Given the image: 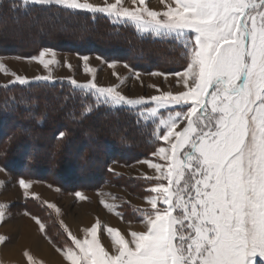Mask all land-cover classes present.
Here are the masks:
<instances>
[{"label": "snow or ice", "instance_id": "6c2138e0", "mask_svg": "<svg viewBox=\"0 0 264 264\" xmlns=\"http://www.w3.org/2000/svg\"><path fill=\"white\" fill-rule=\"evenodd\" d=\"M159 2L162 11L149 8L146 0H130L132 7L125 0H0V17L6 5L26 14L32 6H56L92 14L93 19L101 14L114 24L131 22L140 33L174 34L186 49L187 67L176 74L185 90L176 94L131 99L118 86L71 81L81 90H94L97 104L155 102L148 110L151 117L170 106L188 107L161 117L156 127V139L169 147H158L153 155L165 164L140 161L157 173L148 179L158 181L149 189L156 195L145 198L150 209L140 210L145 230L131 231L127 239L118 229L107 228L113 245L109 252L97 239L99 221L84 230L91 239L83 240L61 222L75 249L57 251L69 264H257L258 258L264 261V0ZM47 55L53 59H45ZM55 55L44 49L31 59L48 68ZM0 71L8 74L3 64ZM12 75L10 83H28L26 77ZM18 183L27 196L31 181L21 178ZM6 208L0 204V221ZM33 219L45 231V224ZM24 255L29 264H38L28 252Z\"/></svg>", "mask_w": 264, "mask_h": 264}, {"label": "trees", "instance_id": "16d2710c", "mask_svg": "<svg viewBox=\"0 0 264 264\" xmlns=\"http://www.w3.org/2000/svg\"><path fill=\"white\" fill-rule=\"evenodd\" d=\"M44 49L98 55L143 71L154 70L152 65L157 64L168 66L162 71H176L188 63L180 43L142 35L133 25L114 24L101 14L93 19L92 14L56 6L49 10L32 6L26 14L6 5L0 17V57L31 58ZM89 107L92 111L86 112ZM139 111L102 100L97 104L93 92L66 79L1 85L0 168L16 180L42 181L62 193L98 189L121 180L110 172L112 162L153 159L163 146L156 139V123L145 120ZM115 125L119 128L112 131ZM36 202L28 199L22 210L30 211ZM42 210L32 215L45 224L49 241L61 250L72 246L52 211Z\"/></svg>", "mask_w": 264, "mask_h": 264}, {"label": "rangeland", "instance_id": "374dc122", "mask_svg": "<svg viewBox=\"0 0 264 264\" xmlns=\"http://www.w3.org/2000/svg\"><path fill=\"white\" fill-rule=\"evenodd\" d=\"M98 1V4L103 2V0ZM125 4L128 7H132L130 1H125ZM146 5L155 11L164 10V5L160 4L161 6L158 8L153 0H146ZM123 23H128L135 27L131 22L125 21ZM34 26H30L29 28L37 27ZM140 34H149L156 39L170 38L183 45V41L178 40L174 34L169 36H156L151 32ZM51 52H55L54 59L56 62L49 64L48 68H44L42 64L37 63L31 58L19 57L18 59L16 56L0 57V64L4 65L8 73L0 71V86L12 84L10 82L15 80V76L12 75L14 73L15 75L26 77L28 81H35V77L37 76H47L49 79L44 81L66 79L70 81L75 80L78 84L94 81L102 87L118 86L117 91H120L124 96L131 99H138L140 97L150 98L151 96H158L165 92L176 94L185 90L182 78L176 74L183 72L187 66L184 69H177L176 71H162L163 68L168 66H158L157 64L152 65L154 70L143 71L135 69L123 61L110 62L98 55H79L55 50H51ZM84 56L89 58L87 62L82 59ZM45 59H53V57L47 55ZM154 72L161 75H151ZM136 73H139L138 77ZM95 95L98 96V94ZM109 103L111 104V102ZM117 106L124 107L122 105ZM155 106V102L149 100L147 103L129 108L140 110L139 114L145 120L155 122L158 125L161 117L166 119L170 113H174L177 110H185L188 107L187 105L170 106L166 109H160L157 116L151 117L148 114V110ZM118 128L115 125L111 129L112 131H117ZM162 143L163 146L160 147H169L164 141ZM146 160L152 163L165 164V161L160 160L158 155H153V159ZM140 161L145 160L130 163L112 162L109 165L110 172L117 177L123 178L121 179L122 181H113L110 184L101 185L98 189L78 192L83 199L79 198L76 193H62L58 188L48 183L33 180H27L31 181V187L28 189V195L25 196L24 190L19 186V180L13 178L5 169L0 168V204L7 206L6 215L0 221V237L5 238L3 242H0V264L15 263L14 259H7L5 257L8 255L4 254V250L17 248L20 240L26 243L30 240L29 246L31 250L26 252H33L40 259H43V261L40 259L36 260L38 264H49L48 260L51 257L53 258L56 255L63 256L60 251H57L48 242L49 239L45 237L44 231H40L39 225H37L36 233L32 228L30 229L33 220L31 221L30 217L26 218L28 216L25 217V213L31 216H33L32 214L39 215L44 212L42 210L43 207L45 210L52 211L53 213H50L53 214L58 222L60 224L63 222V225L67 227L72 235L81 240L85 238L91 239V237L86 235L84 230L92 227L99 221L97 239L109 252L113 251V245L111 235L106 230L107 228L118 229L127 239H131L129 236L131 231H144L145 225L141 222L142 216L140 210L150 209V205L146 202L145 198L156 195L155 193H151L149 189L158 183V181L148 179V177H154L157 173L155 169H150L146 163H140ZM28 199H33L37 202L32 203L29 208L30 211L26 212L22 210V204ZM48 204H52L55 207L49 208ZM104 204L109 205V207H105ZM56 209H59V213H57ZM32 239L35 240L31 242ZM26 243L25 245H27ZM29 246L27 245L28 249ZM70 247L75 249V245L73 244ZM22 254V250L18 252V256ZM257 264H264V261L258 258Z\"/></svg>", "mask_w": 264, "mask_h": 264}, {"label": "crops", "instance_id": "0c3cea01", "mask_svg": "<svg viewBox=\"0 0 264 264\" xmlns=\"http://www.w3.org/2000/svg\"><path fill=\"white\" fill-rule=\"evenodd\" d=\"M91 1H92V3H99L98 0H91ZM125 1H130V0H125ZM153 2H154V4H156V6L158 8L161 6L159 0H153ZM26 216H28V217H26ZM25 217L26 218H29L30 217L29 219L31 221L33 220V224H31L32 226L30 227V229L32 228L34 230V232L36 233V228H37V225L38 224H36L35 220L32 219L33 216H31V215H25ZM28 236H30V235L28 234ZM34 240L35 239H32L31 242H33ZM22 242L23 241L20 240L19 246L17 245V248L18 249L17 248H13L12 250H4V254H7L8 256H5L4 254H3V256H5L7 259H14L15 260L14 261L15 262L14 264H29V262H28L27 258L25 257L24 253L26 251H28V250H31V248L29 246L30 245V240L27 243L26 242H23L22 243ZM48 242H50V241H48ZM25 243L29 246V249L27 248V245H25ZM50 244L53 247H55L56 249H58L51 242H50ZM23 245H25V246H23ZM21 250H22V253L23 254L18 256V252H21ZM40 252H42V251H40ZM29 254L34 258L35 261L38 260V259H40L39 256H37L33 252L32 253L30 252ZM40 260L43 261V259H40ZM48 262H49V264H69V262L67 260H65L63 256H58V255H56L53 258L51 257V259L48 260Z\"/></svg>", "mask_w": 264, "mask_h": 264}]
</instances>
